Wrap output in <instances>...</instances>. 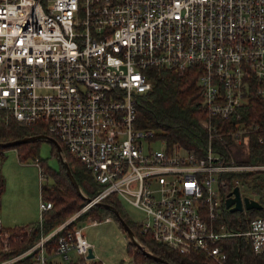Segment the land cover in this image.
<instances>
[{"label": "built area", "instance_id": "2783aa9c", "mask_svg": "<svg viewBox=\"0 0 264 264\" xmlns=\"http://www.w3.org/2000/svg\"><path fill=\"white\" fill-rule=\"evenodd\" d=\"M153 66L199 70L208 112L200 124L209 132L203 154L161 138L152 148L154 131L135 126L136 100L151 89ZM252 92L264 98V0H0V125L13 119L46 129L100 186L79 211L15 253L12 228L0 217V264H108L80 224L51 238L109 195L141 213L139 233L179 253L227 264L221 241L229 236H244L264 253V216L233 229L223 214L230 192L223 175L264 169L231 151L245 141L248 152L250 134L264 130L244 117ZM212 116L232 121L227 153L212 147L214 136L226 142ZM233 183L240 189L239 178ZM51 206L39 194L37 221Z\"/></svg>", "mask_w": 264, "mask_h": 264}, {"label": "trees", "instance_id": "16d2710c", "mask_svg": "<svg viewBox=\"0 0 264 264\" xmlns=\"http://www.w3.org/2000/svg\"><path fill=\"white\" fill-rule=\"evenodd\" d=\"M147 73L152 82V87L137 97L135 126L153 130L154 137L165 140L169 146L179 143L188 150L200 155L203 154L208 145L209 132L200 124L201 119L208 118V112L207 108L201 103V89L196 82L199 70L196 67H188L183 72H178L174 69L153 66L147 69ZM243 112L248 121L264 124V98L252 92L250 102L243 109ZM211 122L217 126L218 132L226 139L225 143H221L217 136L212 137L213 149L227 153L229 139L226 131L231 126L232 121L219 116H212ZM41 133L48 134L49 132L36 125L25 126L13 119L0 125L1 142ZM260 137L262 140H259ZM39 144L40 140H34L17 143L12 147L16 149L20 160L30 157L37 158L41 167H44L45 174L51 177V183L41 184L40 194L44 200L51 201L52 206L43 211L41 222L37 220L30 222L31 230L29 233L25 232V225L12 228L15 239L13 253L30 246L41 234L53 230L87 202L71 183L61 161L60 168L53 169L38 156ZM52 146L58 155L55 145L52 144ZM5 148L7 147H0V151ZM65 156L81 190L90 198L95 196L100 186L94 181L91 172L66 150ZM239 162L264 164L263 129L250 134L247 157ZM223 177L227 180L228 192L235 186L233 179L239 178L241 186H245L252 194L250 196H256L254 198L262 204L258 209L252 208L243 211H232L224 206V218L230 228L245 229L247 218L264 216V169L230 171L225 173ZM4 183L5 179L0 171V188L2 191ZM103 202L113 205L133 229L138 240L170 264H215L202 252L179 253L165 245L158 244L150 235L139 233L137 224L129 217L123 204L115 195L107 196ZM107 217L115 220L125 232L112 210L102 205L93 204L82 211L74 220H71L63 230L55 233L51 238V242H56L59 236L66 234L67 230L86 221L87 218L103 221ZM221 243L226 249L227 264H264V253H255L250 241L244 236H229L222 239ZM127 249L134 264H150L151 262L161 264L146 256L130 239L127 243ZM87 264H98V261L89 260Z\"/></svg>", "mask_w": 264, "mask_h": 264}, {"label": "rangeland", "instance_id": "374dc122", "mask_svg": "<svg viewBox=\"0 0 264 264\" xmlns=\"http://www.w3.org/2000/svg\"><path fill=\"white\" fill-rule=\"evenodd\" d=\"M153 139L151 141L152 148L159 147V139L156 137ZM38 151V156L45 161L46 165L53 169L60 168V160L51 142L40 140ZM231 151L236 160H245L247 157L246 142L244 141L242 145L234 144ZM3 155L0 160V171L5 183L1 196L0 217L6 227L14 228L21 225L29 227L31 226L30 222L38 219L40 186L51 183L52 179L45 174L44 167L40 173L41 169L34 163V158L20 160L16 149L12 146L5 148ZM259 169L263 168L250 170ZM240 191L242 194L252 195L245 186H240ZM123 206L132 220L141 219L142 216L138 210L126 204ZM80 226L83 227L87 239L93 244V250L100 259L108 264H126L131 259L127 249L129 237L115 220H103L97 224L84 221L80 223ZM150 264L154 263L151 262Z\"/></svg>", "mask_w": 264, "mask_h": 264}, {"label": "water", "instance_id": "95a60500", "mask_svg": "<svg viewBox=\"0 0 264 264\" xmlns=\"http://www.w3.org/2000/svg\"><path fill=\"white\" fill-rule=\"evenodd\" d=\"M34 140H47V141H49L55 145L57 152H58V155H59V158H60V161L62 162V165L64 166L71 183L74 185L77 192L83 198H85V200L88 202L91 198L86 196L84 194V192L81 190L78 182L76 181V179H75V177L71 171V168L68 164L66 156L63 153V148H62L61 144L53 136L41 133V134H34V135H30V136H25V137L15 139V140H10L7 142H1L0 141V147H2V146L3 147H10V146H13L17 143L34 141ZM95 204L96 205H102L106 208H109L110 210H112L115 213V215L118 218L119 223L122 225L123 229L126 232V235L129 237L130 241L133 242L138 248H140L146 256H148L150 259H152L155 262H158L161 264H170L167 260L161 258L157 254H155L152 251H150L149 249H147L144 245H142V243L138 240L133 229L129 226V224L126 222L124 217L120 214V212L113 205L106 203V202H103V201L96 202ZM225 206L228 207L232 211H242L245 209H252V208L258 209L262 206V204L259 202L258 199L254 198V197H251L249 195H243L242 196L240 193L239 187L234 186L233 189L227 194V196L225 198ZM87 256L90 258L94 257V252L92 251V248H89Z\"/></svg>", "mask_w": 264, "mask_h": 264}, {"label": "crops", "instance_id": "0c3cea01", "mask_svg": "<svg viewBox=\"0 0 264 264\" xmlns=\"http://www.w3.org/2000/svg\"><path fill=\"white\" fill-rule=\"evenodd\" d=\"M3 192V191H2ZM40 194V193H39ZM0 205H1V200H0Z\"/></svg>", "mask_w": 264, "mask_h": 264}]
</instances>
